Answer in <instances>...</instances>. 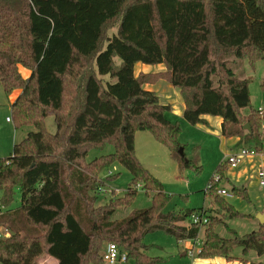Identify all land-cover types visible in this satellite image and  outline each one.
I'll return each instance as SVG.
<instances>
[{
    "label": "trees",
    "instance_id": "trees-1",
    "mask_svg": "<svg viewBox=\"0 0 264 264\" xmlns=\"http://www.w3.org/2000/svg\"><path fill=\"white\" fill-rule=\"evenodd\" d=\"M231 55L251 64L264 59V0H0V82L7 94L21 89L12 104L16 127L36 129L0 158V225L14 232L0 235V264H36L45 254L57 264H102L100 251L109 242L127 261L166 264L146 252L144 237L163 231L184 242L198 239L202 228L200 259L264 264L248 259L250 250L264 255V222L245 236L227 224L231 237H224L220 221L206 212L207 223L191 221L194 209L164 212V186L135 153L136 133L147 130L181 169H201L179 151L185 147L181 123L168 117L172 106L144 87L160 79L180 89L189 123L208 125L204 115L219 116L224 137H239V148L264 153V111L242 114L251 104L250 80L228 65ZM138 62L164 63L167 70L136 75ZM50 114L54 133L45 125ZM106 143L113 153L88 159ZM115 161L129 170L132 183L124 196L95 206L105 186L100 175ZM227 169L228 163L219 165V184L211 179L207 190L234 218L240 213L215 190L222 180L230 183ZM230 184L247 197L246 186ZM140 187L152 192L153 205L114 219ZM17 190L21 205L11 209ZM183 220L189 225L179 224ZM237 247L241 257L234 255Z\"/></svg>",
    "mask_w": 264,
    "mask_h": 264
},
{
    "label": "rangeland",
    "instance_id": "rangeland-1",
    "mask_svg": "<svg viewBox=\"0 0 264 264\" xmlns=\"http://www.w3.org/2000/svg\"><path fill=\"white\" fill-rule=\"evenodd\" d=\"M228 65L234 70L238 77L241 79H249V90L251 96V104L242 110V114L248 116L253 110L259 107H264V90L261 83L264 79V59H258L253 64L248 60H242L234 55L225 56ZM156 69L153 71H161L166 68ZM20 66V65H19ZM24 69L25 67L22 66ZM20 68V67H19ZM136 67V72L138 73ZM27 70V68L25 69ZM26 72V71H25ZM22 75V73H21ZM23 76V75H22ZM146 89L152 87L158 89V93L163 99L165 97H174L172 88L174 87L168 81L161 80L158 84H149L144 86ZM171 87V88H169ZM169 88L170 91H167ZM19 91L21 89H18ZM16 91V92H19ZM16 92L7 94L4 86L0 82V158L9 157L14 149L16 143H20L30 131H36L33 126H20L16 127L15 120L12 113V101L14 100ZM169 95V96H167ZM170 120L181 124V133L179 141L185 147L184 153L186 159H191L197 162L201 169L197 171L195 167L188 169H181L178 161L173 158L168 146L156 140L153 133L147 130H139L135 137V153L138 160L148 171L160 180L164 186V190L168 195V201L165 204L164 212L183 213L187 210H204L206 213L214 216L220 221L218 225V232L224 237H231V229L236 230L241 236L258 229L259 219L257 217L260 211H264V187L261 186L259 180L255 177L257 174L258 166L253 168L248 163V159L256 158L248 157L244 164H239L233 168L228 164L226 177L231 178L234 182L243 181L239 173L242 168H247V197L235 194L232 191V186L227 180H222L215 190L217 196L224 197L236 210L240 213L239 216L231 218L228 211L222 206L216 204V199L211 196L207 188L210 180L213 179L215 184H219L214 179L217 174L218 167L221 163H225L228 155L236 151L232 145L233 139L230 137H223L219 128L215 125H193L189 123L184 117L178 118L173 115L168 116ZM9 118V119H8ZM13 118V119H12ZM248 123V122H247ZM249 124V123H248ZM46 129L50 133H54L57 129L54 115L50 114L45 119ZM249 131V128H245ZM115 151V147L111 143H106L102 148H93L89 154L88 159L109 155ZM242 165V166H241ZM109 172H112L109 174ZM105 183V186L100 191L99 198L95 202V206L107 203L114 197H122L126 193L129 185L132 183V175L129 170L119 161L113 162L107 167L100 175ZM226 189L232 193V197L223 196L219 190ZM91 194H95L93 191ZM1 198V193H0ZM21 193L16 191L15 200L10 206L11 209L18 208L21 205ZM153 205V194H149L145 189L140 187L137 196L128 207L119 208L114 219H121L128 216L135 210L144 209ZM0 208V212L4 211ZM179 224L189 225L188 220L180 221ZM6 225H0V235L10 236L11 231L8 230ZM205 239V228L200 230L198 240L193 241L194 250L193 255L186 254L185 247L191 245V241H184L179 243L177 239L163 231H155L147 234L144 237V243L148 246L146 252L152 256L162 257L166 264H198V253L202 247ZM100 254L104 251V247ZM243 252L242 247H237L234 251L236 257H241ZM248 259L254 262L264 263V255H258L255 250H250ZM242 264L240 261L227 262L222 258L211 259L209 264ZM36 264H57V260L49 255H43ZM105 264V263H102ZM117 264H135L133 260L129 259L126 262H119Z\"/></svg>",
    "mask_w": 264,
    "mask_h": 264
},
{
    "label": "crops",
    "instance_id": "crops-1",
    "mask_svg": "<svg viewBox=\"0 0 264 264\" xmlns=\"http://www.w3.org/2000/svg\"><path fill=\"white\" fill-rule=\"evenodd\" d=\"M162 64H164V63H161V64H145V63H141V62H138V63H136V65H135V69H136V67H138L137 68V71H138V73L136 72V70H135V74L136 75H139L140 73H157V72H163V71H166L167 70V67L164 69V70H161V71H156V72H147V71H153L154 70V68L153 67H155L156 66V69H158V68H160V69H162V68H164V66L162 65ZM165 65V64H164ZM166 66V65H165ZM20 68H19V71L22 73V75H23V77L24 78H28V77H30V75H31V70H29L28 68H27V70H25L26 69V67H25V69L22 67V65H20L19 66ZM26 71V72H25ZM161 80H164V79H160L159 81H157V84L161 81ZM165 81H167V80H165ZM149 84H151V83H147V84H145V85H149ZM155 84V83H154ZM144 85V86H145ZM172 85V84H171ZM169 88H171V87H169ZM169 88H166L167 89V91H170L169 90ZM149 90H152V91H155L158 95H160L159 93H158V89H153L152 87H149L148 88ZM16 91H19V90H15L14 92H16ZM13 92V93H14ZM170 92H172L173 94H174V97L172 98H170V97H165L164 99L161 97V96H159V98H160V102L162 103V104H170L171 106H172V108H173V110H172V113H170L168 116H171V115H173L174 117H178V118H181V117H183V112H184V109H185V102H184V100H183V97H182V95H181V92H180V89L179 90H177L176 88H172V91H170ZM17 94H15V96H13L14 97V100L12 101L13 103L16 101V99L18 98V96L20 95V93H21V90L19 91V92H16ZM167 96H169V95H167ZM12 103V104H13ZM204 118L208 121V125H204V126H216L217 128H219V130H220V133H222V122H223V119L221 118V117H219V116H211V115H204ZM197 125H203V124H197ZM223 136V135H222ZM224 137V136H223ZM231 139H233V142H232V145H234V148H237V149H239V147L237 146V142L239 141V137H230ZM236 149V150H237ZM233 152H235V151H233ZM246 161V160H245ZM245 163H248L249 165H251V167L253 168L254 166H262L263 168H264V153H261V154H258L257 155V157L256 158H251V159H248ZM243 165H246V164H244V163H242ZM242 166V165H241ZM247 168H242V171L239 173V176H242V178H244V179H242L243 181L241 182V181H238V182H234L231 178H229V177H227L228 179H229V181H230V183H232V184H235L236 186H238V187H241V186H243V185H245L244 183H245V180L247 179ZM255 177L259 180V178L257 177V174L255 175ZM247 181V180H246ZM259 213H264L263 211H260ZM258 213V214H259ZM259 221V220H258ZM188 241H191V245L190 246H187V247H185V251H186V254H188V249H190V248H192V247H194V244H193V240H188ZM179 243H183V242H179ZM203 244V243H202ZM202 248V247H201ZM189 255V254H188ZM215 258H222V259H225L224 257H215ZM212 259H214V258H212ZM199 262H198V264H209V262H210V260L211 259H207V260H202V259H200L199 258ZM226 260V259H225ZM228 264V263H227Z\"/></svg>",
    "mask_w": 264,
    "mask_h": 264
},
{
    "label": "built area",
    "instance_id": "built-area-1",
    "mask_svg": "<svg viewBox=\"0 0 264 264\" xmlns=\"http://www.w3.org/2000/svg\"><path fill=\"white\" fill-rule=\"evenodd\" d=\"M259 110L261 112L264 111V107H259ZM255 155H257L256 150L248 147H240L235 152H231L228 155L225 163H228L231 167L235 168L239 164L244 163L248 157H253ZM111 173L112 172H109V174ZM257 177L259 178V183L261 184V186L264 187V168L262 166H259L257 169ZM214 179L219 181L221 179V176L219 174H215ZM219 193L223 196L232 197V193L228 192L226 189L219 190ZM190 219L193 223H207L208 221L204 210L193 212ZM193 250L194 247L188 249V254L193 255ZM102 257L106 264H117L119 262L127 261V254L125 252H121L119 246L114 242H109L106 244L104 251L102 252Z\"/></svg>",
    "mask_w": 264,
    "mask_h": 264
},
{
    "label": "water",
    "instance_id": "water-1",
    "mask_svg": "<svg viewBox=\"0 0 264 264\" xmlns=\"http://www.w3.org/2000/svg\"><path fill=\"white\" fill-rule=\"evenodd\" d=\"M245 127H246V128H249V130H251V127H250L249 124H246ZM179 151H180L181 155L183 156V155H184L183 147H181V148L179 149ZM257 217H258V219H259V221H260L261 223L264 222V213H259V214L257 215ZM11 234H14V232L12 231ZM242 239H246V237H243Z\"/></svg>",
    "mask_w": 264,
    "mask_h": 264
}]
</instances>
